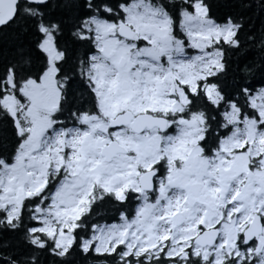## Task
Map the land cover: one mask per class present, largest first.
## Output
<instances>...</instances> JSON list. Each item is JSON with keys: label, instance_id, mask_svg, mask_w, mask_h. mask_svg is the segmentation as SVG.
Returning <instances> with one entry per match:
<instances>
[{"label": "snow or ice", "instance_id": "1", "mask_svg": "<svg viewBox=\"0 0 264 264\" xmlns=\"http://www.w3.org/2000/svg\"><path fill=\"white\" fill-rule=\"evenodd\" d=\"M230 7L0 0V264H264V0Z\"/></svg>", "mask_w": 264, "mask_h": 264}, {"label": "trees", "instance_id": "2", "mask_svg": "<svg viewBox=\"0 0 264 264\" xmlns=\"http://www.w3.org/2000/svg\"><path fill=\"white\" fill-rule=\"evenodd\" d=\"M232 2L233 0H213L214 12L216 15L222 16L227 11H236L237 9L230 7ZM255 25L257 28H259L261 25V20H255Z\"/></svg>", "mask_w": 264, "mask_h": 264}]
</instances>
